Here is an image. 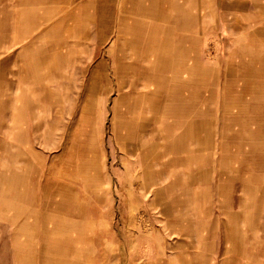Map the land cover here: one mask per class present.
<instances>
[{
    "label": "rangeland",
    "instance_id": "obj_1",
    "mask_svg": "<svg viewBox=\"0 0 264 264\" xmlns=\"http://www.w3.org/2000/svg\"><path fill=\"white\" fill-rule=\"evenodd\" d=\"M12 2L17 4L16 0H2L7 8L0 16V264H204L209 259L203 261L206 253L212 264H242L251 257L264 264V139H260L263 143L259 144L257 163L258 217H228L226 232L218 243L220 250L202 249V227L174 225L180 213H148L137 208L132 213H90L92 193L98 197L100 209L107 204L108 194L111 205L117 202L119 192H114L115 201L112 197V170L121 174L132 157L138 160L140 154H146L147 164L154 165L157 154L165 152L168 134L157 119V110L129 114L123 102L128 85L134 87L139 82L145 90L152 88L146 84L145 74H132L134 68L135 72L140 68L144 72V67L157 70L163 60L171 59L160 56L171 52L167 48L161 52L159 42L155 43L157 57L155 51L135 53L138 46L134 39L138 35L144 39L171 33L172 26L160 19L165 17L160 10L145 9L140 15L145 24L116 26L114 38L105 40L103 33L96 41L85 9L81 25L73 24L75 15L70 11L68 24L60 26L57 2L48 5L41 0H18L21 9L31 6L32 18L43 24L15 26L11 24ZM141 2L149 7L153 0ZM27 17L31 18L27 14L20 21L25 22ZM208 29L212 35L219 33L218 26ZM248 41H244V55L262 51L258 43ZM224 45L208 43L199 55L216 67L222 61ZM229 46L234 48V42ZM233 54L228 49L227 61ZM186 58L191 64L192 59ZM101 64L107 65L112 74L98 76L97 91L96 87L91 89V71ZM108 82L113 84L111 89L103 88ZM152 106L157 108L150 103L149 108ZM17 117L16 130L11 119ZM149 120L150 129L138 136L139 124ZM128 125L136 137H122ZM169 154L164 155L167 163L174 159L172 152ZM27 158L30 164L24 163ZM245 172L250 177V170L244 171V176ZM106 179L111 180L109 185ZM60 181L70 183L81 197L76 201L73 194L68 200L60 191L65 189ZM143 189L145 196L154 193V187L149 193ZM248 198L244 192V206ZM41 205L44 213L39 214ZM254 225L258 226L256 242L247 233L243 235L245 248L236 241L225 243L227 236L239 237L234 228L251 231Z\"/></svg>",
    "mask_w": 264,
    "mask_h": 264
},
{
    "label": "crops",
    "instance_id": "obj_2",
    "mask_svg": "<svg viewBox=\"0 0 264 264\" xmlns=\"http://www.w3.org/2000/svg\"><path fill=\"white\" fill-rule=\"evenodd\" d=\"M52 1L58 3L60 26L68 24L70 11H74L75 15L73 24L81 25L85 9L94 27L92 35L96 41L103 33L105 40L112 39L116 26L145 24L140 19L145 9L153 11L157 8L166 17L160 19L172 26L171 33H156L144 39L138 35L134 39L138 46L136 54H141L143 50L149 53L155 51L157 57L158 49L163 52L167 48L171 53L160 56L171 59L163 60L157 70L144 67V72L140 71L141 68L135 72L134 68L132 74H145L146 84H151L152 88L145 90L136 82L134 87H124H128L129 92L123 98L129 114H151L157 110V119L162 121L164 132L172 135V139L166 135L165 152L157 154L154 165L147 164L146 154H140L138 160L132 157L121 174L112 170L114 201V192H119L116 205L110 204L111 196L108 194L107 204L100 209L98 197L92 193L90 213H132L133 208L147 210L148 213H180L179 219H189H178L174 225L202 227V249L218 250L228 217L257 218L259 213L257 163L259 144L263 143L260 139H264V126H260V122L264 123V109H261L264 107V0H259L262 3L258 0H153L149 7L142 0H41L48 5ZM16 3L10 5L11 24H43L32 18L31 6L21 9L18 0ZM6 8L1 0L0 16ZM168 10L169 17L166 15ZM122 12L123 16L120 15ZM27 14L31 18L21 22L20 19L23 20ZM210 26H218L219 33L212 35L208 29ZM141 41L145 44L142 45ZM244 41L258 43L257 47L262 51L244 55ZM156 42L162 44L158 49ZM212 42L225 43L221 51L222 61L216 67L203 61L199 55L201 49ZM231 42H234V48L229 46ZM152 46L155 50L146 49ZM228 49H232L234 54L228 56L227 61L225 54ZM181 56L183 58L179 60ZM186 57L192 59L191 64L185 61ZM91 72L94 80L91 89L96 87L97 91L100 86L98 76L112 74V70L104 64L93 67ZM110 84L108 82L103 88L111 89L113 84ZM150 103L157 108H149ZM11 120L15 122L13 129L16 127L17 130L19 118ZM150 121L139 124L138 136L150 129ZM128 127L122 137H136L132 126ZM22 136L27 137V134ZM169 152L174 159L167 163L164 158L166 154L170 155ZM247 170H250V177L246 176V172L244 176ZM109 181L106 179L107 185ZM59 184L65 187L60 191L68 200L73 194L76 201L81 197L79 191L73 192L70 183L60 181ZM144 187L148 193L154 187V193L145 196ZM244 192L249 196L245 206ZM257 227L251 226V231L234 228L239 237L227 236L225 243L236 241L245 248L243 235L250 233L251 241L256 242ZM234 229H231L232 233ZM193 234L196 237L197 233ZM208 256L204 264L213 263L207 253L203 261ZM242 264H259V261L251 257Z\"/></svg>",
    "mask_w": 264,
    "mask_h": 264
},
{
    "label": "bare ground",
    "instance_id": "obj_3",
    "mask_svg": "<svg viewBox=\"0 0 264 264\" xmlns=\"http://www.w3.org/2000/svg\"><path fill=\"white\" fill-rule=\"evenodd\" d=\"M132 82V81H131ZM134 83V82H133ZM132 85V84H131ZM22 131V130H21ZM23 134H25V133H23ZM22 134V135H23ZM30 144V143H29ZM30 147V146H29ZM31 151V150H30ZM27 162L30 164L31 162H30V159L29 158H27L25 161H24V163H26L27 164ZM39 167L41 168V165H39ZM39 168V169H40ZM41 177V179H42V174H39V178ZM3 202H4V200H3ZM5 204V203H4ZM20 210V209H19ZM18 210V211H19ZM25 210V209H24ZM37 213H39V214H41V213H44V209H43V206L41 205V209H39V212H37ZM20 214V213H19ZM11 216V215H10ZM21 216V215H20ZM44 216V215H43ZM13 218H14V216H13ZM18 218V217H17ZM15 219H16V217H15ZM12 220V219H11ZM14 220V219H13ZM12 220V221H13ZM14 221H16V220H14ZM41 222V221H40ZM23 224H25V223H23ZM34 225V224H33ZM22 226V225H21ZM16 230H18V229H16ZM17 232V231H16ZM22 232V231H21ZM40 232H41V230H40ZM21 234V233H20ZM29 235V234H28ZM22 236V235H21ZM22 239V238H21ZM16 242V241H15ZM19 242V241H18ZM22 243V242H21ZM14 244V243H13ZM20 244V243H19ZM24 244V243H23ZM21 245V244H20ZM14 246H15V244H14ZM22 246H24V245H22ZM21 246V247H22ZM20 247V246H19ZM20 249V248H19ZM44 253H45V251H43ZM39 254H41V253H39ZM47 254V253H46Z\"/></svg>",
    "mask_w": 264,
    "mask_h": 264
}]
</instances>
